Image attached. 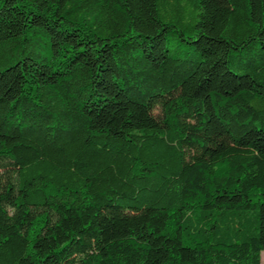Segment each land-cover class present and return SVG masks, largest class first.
Returning a JSON list of instances; mask_svg holds the SVG:
<instances>
[{"label": "trees", "instance_id": "1", "mask_svg": "<svg viewBox=\"0 0 264 264\" xmlns=\"http://www.w3.org/2000/svg\"><path fill=\"white\" fill-rule=\"evenodd\" d=\"M264 0H0V264H260Z\"/></svg>", "mask_w": 264, "mask_h": 264}, {"label": "rangeland", "instance_id": "2", "mask_svg": "<svg viewBox=\"0 0 264 264\" xmlns=\"http://www.w3.org/2000/svg\"><path fill=\"white\" fill-rule=\"evenodd\" d=\"M260 264H264V250L260 252Z\"/></svg>", "mask_w": 264, "mask_h": 264}]
</instances>
